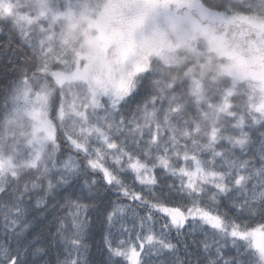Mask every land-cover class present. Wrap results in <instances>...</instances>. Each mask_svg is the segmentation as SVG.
<instances>
[{"label":"snow or ice","instance_id":"1","mask_svg":"<svg viewBox=\"0 0 264 264\" xmlns=\"http://www.w3.org/2000/svg\"><path fill=\"white\" fill-rule=\"evenodd\" d=\"M78 186L104 264H264V0H0V264H89Z\"/></svg>","mask_w":264,"mask_h":264},{"label":"trees","instance_id":"2","mask_svg":"<svg viewBox=\"0 0 264 264\" xmlns=\"http://www.w3.org/2000/svg\"><path fill=\"white\" fill-rule=\"evenodd\" d=\"M168 183H172V179H170ZM76 194L83 197V202L94 203L96 207L99 209L98 211L91 210L89 213L90 222L85 237V243L88 246L87 255L89 259V264H104V261L107 259V257L104 252L103 238L109 230V226L105 221L104 209L105 208L110 209L111 205L114 202L127 204L128 201H126L122 196H120L115 191L107 190L104 187H100L96 191L89 193L86 187L81 189L78 186L76 189ZM37 215L39 219L43 221L46 213L44 214L37 213ZM37 227L39 228L40 225L37 224ZM157 227H159V225ZM112 231L115 233L116 228H113Z\"/></svg>","mask_w":264,"mask_h":264}]
</instances>
